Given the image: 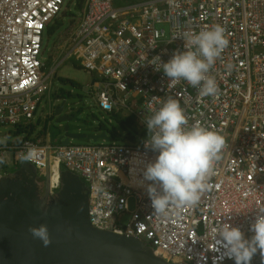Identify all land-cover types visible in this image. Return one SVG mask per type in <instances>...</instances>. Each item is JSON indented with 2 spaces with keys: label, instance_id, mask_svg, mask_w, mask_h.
<instances>
[{
  "label": "built area",
  "instance_id": "built-area-1",
  "mask_svg": "<svg viewBox=\"0 0 264 264\" xmlns=\"http://www.w3.org/2000/svg\"><path fill=\"white\" fill-rule=\"evenodd\" d=\"M70 0H0V128L33 124L60 67L72 60L93 78L89 86L105 114H128L137 141L68 146L7 139L0 145V181L24 162L41 177L68 170L88 186L94 227L141 240L173 264H227L215 234L224 222L251 235L264 210V0H85L84 13L60 50V64L44 58L48 29ZM226 29L229 45L209 75L215 95L187 81L170 82L151 64L183 51L185 32ZM168 98L184 109L188 126L225 138L207 189L195 205L156 214L143 169L156 153L146 147V120ZM141 134L145 138H141ZM8 138V137H7ZM32 151V159H24ZM15 166V167H14ZM60 180L51 181L55 195Z\"/></svg>",
  "mask_w": 264,
  "mask_h": 264
},
{
  "label": "water",
  "instance_id": "water-1",
  "mask_svg": "<svg viewBox=\"0 0 264 264\" xmlns=\"http://www.w3.org/2000/svg\"><path fill=\"white\" fill-rule=\"evenodd\" d=\"M58 100L57 106L50 104L48 119L53 141L67 146L110 140L106 123L93 119L97 126L91 127L87 118L80 120L88 110L76 108L74 98ZM48 179L42 183L37 170L25 163L0 181V264H173L139 239L94 227L88 187L78 176L63 170L55 197L50 196ZM41 224L48 228L47 244L31 231ZM252 264H264V257Z\"/></svg>",
  "mask_w": 264,
  "mask_h": 264
},
{
  "label": "clouds",
  "instance_id": "clouds-1",
  "mask_svg": "<svg viewBox=\"0 0 264 264\" xmlns=\"http://www.w3.org/2000/svg\"><path fill=\"white\" fill-rule=\"evenodd\" d=\"M183 40V51H175L166 62L159 55L152 57L151 64L156 71H162L172 83L187 81L198 88L202 96L215 95L218 84L209 73L229 45L226 29L219 24L212 25L196 33L185 32ZM144 122L148 131L146 147L156 153L155 159L147 163L142 174L143 185L146 186L153 211L159 215H167L171 205L181 208L197 204L214 174V165L225 146V138L199 124L188 126L184 109L174 98H168ZM108 127L104 128L107 135L111 131ZM133 130L135 133V125ZM134 133L130 134L129 131L130 140ZM112 134L115 132L112 131ZM7 139L6 134L0 137V145L5 144ZM32 158V151L24 156L26 160ZM3 163L4 160L0 158V164ZM41 178L45 183L46 178ZM58 192L59 190L51 197H55ZM31 231L45 244L49 242L47 225L41 224ZM250 232L251 235H247L240 227L224 222L214 238L222 247L224 257L234 260L235 264H252L253 259L264 257V210L256 214Z\"/></svg>",
  "mask_w": 264,
  "mask_h": 264
},
{
  "label": "rangeland",
  "instance_id": "rangeland-1",
  "mask_svg": "<svg viewBox=\"0 0 264 264\" xmlns=\"http://www.w3.org/2000/svg\"><path fill=\"white\" fill-rule=\"evenodd\" d=\"M134 3L135 0H123L117 1L116 6L122 7ZM84 5L85 0H70L63 14H61L59 19L53 25H51V27L53 28V32L50 34L48 32L46 33L44 58L47 60L46 63L49 68L54 67V65L60 64V62L62 61L64 54L60 50V47L65 43V40L69 35V30L74 28L82 17L84 13ZM89 81L90 74H87L81 68V65L78 62L71 61L69 63H64L58 70L56 78L54 80L53 89L51 91L52 100L62 96L74 98V104L76 105V108L83 107L84 109L88 110L87 114L80 116L81 121L85 122L86 118L88 117L87 123L91 127H96L97 124L93 122V119H98L100 123H106L110 127L111 131L116 132L119 129L121 131V128H118L117 123L113 118L114 116H108L107 114L102 112L98 104L95 102L94 95L90 92L89 89V86L93 82V78L91 79L90 83ZM77 82L81 83L82 86L78 87ZM53 102L52 104H54ZM45 110L48 111L49 107L44 101L41 105V108L39 109V112L36 115V119L34 120L35 124L40 119L44 118ZM128 122L130 123V125L126 128L127 130L124 132V139H126L129 131L130 134L134 133V121L129 120ZM132 125L133 127H130ZM7 132L8 130H6L5 128H0V137H3L5 134H7ZM111 137H114V139H116L114 134H112ZM73 143L75 145H84L85 142L76 141Z\"/></svg>",
  "mask_w": 264,
  "mask_h": 264
},
{
  "label": "crops",
  "instance_id": "crops-1",
  "mask_svg": "<svg viewBox=\"0 0 264 264\" xmlns=\"http://www.w3.org/2000/svg\"><path fill=\"white\" fill-rule=\"evenodd\" d=\"M72 64H73V62H72ZM68 79H72V78H68ZM91 79H92V77H91V75H90V81H91ZM90 81H89V83H90ZM88 83V84H89ZM77 85H78V87H81L82 85H81V83H78L77 82ZM56 95V94H55ZM58 99H60V97H57V98H55L54 100H52V95H51V91L48 93V95L46 96V98H45V103L47 104V106L49 107V109H50V103L51 102H53L54 104H53V107L54 106H57L56 104H58L57 102L59 101ZM94 100H95V98H94ZM50 110H48V111H46L45 110V112H44V118H42L41 119V121H40V123H39V121H38V123H36V127H35V131H34V133H33V138L34 139H37V141H40L42 144H46V143H51V144H53V145H60L59 143H57V142H55V141H53L52 139H51V137H50V135H49V133H48V129H47V125H46V123H45V120H46V118H47V116H49L50 115ZM116 115H118L117 117L120 119V121L121 122H119V123H117V126H118V128H121V131H120V129L118 130V131H116L115 132V137H116V139H114V137H111V133H112V131H109V135H107L108 136V138L110 139V140H108L107 138H103L102 140H100V141H98V142H100V143H103L104 141H120V142H122V141H124V132L127 130L126 128L129 126V120H132L129 116H128V114H125V115H122L121 116V114H116ZM115 114H112V116H116ZM127 118V119H126ZM102 141V142H101ZM98 142H96L97 144H98ZM92 143L93 142H85L84 144H87V145H92ZM15 167V166H14Z\"/></svg>",
  "mask_w": 264,
  "mask_h": 264
},
{
  "label": "trees",
  "instance_id": "trees-1",
  "mask_svg": "<svg viewBox=\"0 0 264 264\" xmlns=\"http://www.w3.org/2000/svg\"><path fill=\"white\" fill-rule=\"evenodd\" d=\"M53 32V28L52 27H50L49 29H48V33L50 34V33H52ZM116 115V114H115ZM112 116V115H111ZM118 115H116V116H114L113 118L115 119V121H116V123H119V122H121L120 121V119L117 117ZM47 118L49 119V116H47ZM40 121H41V119H40ZM40 121H39V123H40ZM48 121L49 120H45V123H46V125H47V129H48ZM38 123V122H37ZM130 125V124H129ZM37 125H35L34 124V122H33V124H31V125H25V126H22V127H19L18 129H15V130H12V131H8L7 132V134H6V137H8V139H16L17 141H18V144L20 145L21 143H23L24 141H26V140H33V141H36L37 139H34L33 138V133H34V131H35V127H36ZM113 126V125H112ZM130 127H133V125L132 126H130ZM138 133L137 132H135L134 133V136L132 137V141H134V142H136L137 141V138H136V135H137ZM141 138L143 139V138H145V136L143 135V134H141ZM20 166V165H19Z\"/></svg>",
  "mask_w": 264,
  "mask_h": 264
},
{
  "label": "bare ground",
  "instance_id": "bare-ground-1",
  "mask_svg": "<svg viewBox=\"0 0 264 264\" xmlns=\"http://www.w3.org/2000/svg\"><path fill=\"white\" fill-rule=\"evenodd\" d=\"M58 179L60 180V175L57 172H52L49 179H48L49 187H50L51 181H57ZM45 182H46V180H45Z\"/></svg>",
  "mask_w": 264,
  "mask_h": 264
},
{
  "label": "flooded vegetation",
  "instance_id": "flooded-vegetation-1",
  "mask_svg": "<svg viewBox=\"0 0 264 264\" xmlns=\"http://www.w3.org/2000/svg\"><path fill=\"white\" fill-rule=\"evenodd\" d=\"M47 120H48V118H46ZM87 121H88V117H87ZM102 126H105V124H102ZM103 128H105V127H103ZM42 183H44V181H42ZM45 185H46V182H45ZM52 194H50V196H51Z\"/></svg>",
  "mask_w": 264,
  "mask_h": 264
}]
</instances>
